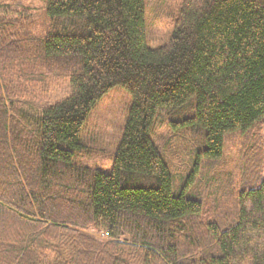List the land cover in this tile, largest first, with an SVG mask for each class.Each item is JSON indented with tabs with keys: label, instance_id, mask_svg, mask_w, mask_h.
Returning a JSON list of instances; mask_svg holds the SVG:
<instances>
[{
	"label": "trees",
	"instance_id": "obj_1",
	"mask_svg": "<svg viewBox=\"0 0 264 264\" xmlns=\"http://www.w3.org/2000/svg\"><path fill=\"white\" fill-rule=\"evenodd\" d=\"M145 8L44 0L33 32L0 0V264H264L262 147L245 145L258 160L252 185L223 201L208 184L194 190L192 169L173 175L151 137L161 109L191 99L170 129L203 133L200 176L201 155L219 160L226 134L264 124V0H176L157 48ZM116 86L132 102L105 173L74 156ZM56 89L64 95L50 101Z\"/></svg>",
	"mask_w": 264,
	"mask_h": 264
},
{
	"label": "rangeland",
	"instance_id": "obj_2",
	"mask_svg": "<svg viewBox=\"0 0 264 264\" xmlns=\"http://www.w3.org/2000/svg\"><path fill=\"white\" fill-rule=\"evenodd\" d=\"M7 1L12 17L23 21L24 24L30 21L33 32L40 28L44 21V0ZM175 1L145 0L146 39L150 48L163 46L168 41L173 25L169 11ZM63 95L61 91L53 90L49 94L50 101L57 100ZM190 100L175 108L161 109L157 114L151 137L164 155L173 175L183 178L192 169L193 174L189 177V181L190 184L195 182L194 190L208 184L212 200L218 198L225 201L223 195L237 194L242 188L252 185L250 178L254 174V167L258 165V160L254 156L252 158L255 153L252 149L248 151L246 146L250 148L255 141L262 147L264 153V124L258 131L255 129L256 131L247 132L245 136L240 135L238 131L226 134L223 153L219 160L207 159L204 153L201 155V175L199 176L193 168V158L195 151H203V133L198 134L194 141L193 132H185L188 129L179 130L183 129L182 127H178L177 130L170 129L171 122L182 121L193 112ZM131 102L130 94L116 86L95 104L80 133L83 148L74 156V162L97 168L105 173L111 171ZM261 168V176L264 178V156ZM181 181L180 179L179 182ZM176 182L178 183L177 178ZM87 233L98 241L108 240L107 233L103 230L90 228Z\"/></svg>",
	"mask_w": 264,
	"mask_h": 264
}]
</instances>
